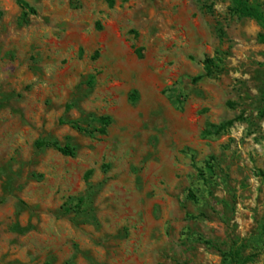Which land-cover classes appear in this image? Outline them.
I'll use <instances>...</instances> for the list:
<instances>
[{
  "label": "rangeland",
  "instance_id": "374dc122",
  "mask_svg": "<svg viewBox=\"0 0 264 264\" xmlns=\"http://www.w3.org/2000/svg\"><path fill=\"white\" fill-rule=\"evenodd\" d=\"M21 1L0 0V264H264L260 24L232 0Z\"/></svg>",
  "mask_w": 264,
  "mask_h": 264
},
{
  "label": "trees",
  "instance_id": "16d2710c",
  "mask_svg": "<svg viewBox=\"0 0 264 264\" xmlns=\"http://www.w3.org/2000/svg\"><path fill=\"white\" fill-rule=\"evenodd\" d=\"M22 8L27 9V5L23 3L21 0H17ZM233 3V12L241 17L250 18L257 23L260 24L262 28V34L260 35V41L264 44V14L253 8L248 0H232ZM262 102H264V92L262 93ZM105 125L108 124V120H104ZM74 128H76L79 131H82L80 127L76 124H72ZM100 134H104V130L98 131ZM59 152L64 156L73 157L75 155L74 149L70 147L69 145H66L63 148L58 149Z\"/></svg>",
  "mask_w": 264,
  "mask_h": 264
}]
</instances>
